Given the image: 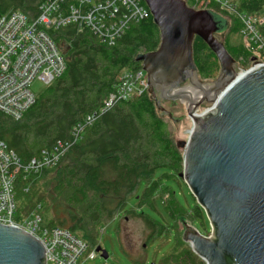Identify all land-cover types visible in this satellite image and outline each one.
<instances>
[{"label": "trees", "instance_id": "16d2710c", "mask_svg": "<svg viewBox=\"0 0 264 264\" xmlns=\"http://www.w3.org/2000/svg\"><path fill=\"white\" fill-rule=\"evenodd\" d=\"M44 1L0 0V13L19 10L34 19ZM141 2L147 6L143 0ZM187 3L192 5L190 0ZM238 5L240 11L252 13L264 8V0H239ZM222 16L227 20L225 31H240L238 22L231 24ZM47 32L65 56V72L38 92L35 103L20 120L0 112V139L25 161L39 156L43 149L52 148L58 140H69L73 126L99 108L114 90L117 75L124 69L142 68L137 55L155 50L160 42L159 29L151 14L132 24L115 45L101 43L91 31L76 24L50 28ZM217 37L221 40L219 35ZM227 38L221 41L238 63L247 60L250 55L243 45H232ZM193 50L200 79H215L220 71L216 55L199 37L194 39ZM180 149L148 91L119 101L85 129L57 167L45 170L31 181L30 195L49 171L57 170L49 193L38 195L29 210L41 204L42 210L51 214L49 226L69 229L91 248L99 246L102 226L123 212L127 218L141 219L145 242L175 229L174 246L157 264H206L190 244L179 237L177 230L179 219H187L192 225L200 221L204 232L209 234L211 226H205L207 215L195 197V205L187 208L174 191H162L169 218L164 222L146 213L125 209L142 181L146 182V187L140 205L154 206L153 198L159 186L155 174L158 169L172 171L171 175L181 180L184 154ZM24 184L23 180L18 181L17 192L22 191ZM122 249L128 253L123 246ZM143 256H138V261H143Z\"/></svg>", "mask_w": 264, "mask_h": 264}, {"label": "water", "instance_id": "95a60500", "mask_svg": "<svg viewBox=\"0 0 264 264\" xmlns=\"http://www.w3.org/2000/svg\"><path fill=\"white\" fill-rule=\"evenodd\" d=\"M159 29L155 50L136 57L147 74L148 93L163 117L178 128L192 123L181 176L210 222V235L179 219V234L206 264H264V66L241 73L217 35L227 20L185 0H143ZM201 38L216 55L220 72L203 81L193 43ZM185 103L173 113L162 100ZM203 105L205 111L197 112ZM186 114V115H183ZM183 115V116H182ZM96 251L105 259L107 252ZM0 264H46L33 235L0 223Z\"/></svg>", "mask_w": 264, "mask_h": 264}, {"label": "built area", "instance_id": "2783aa9c", "mask_svg": "<svg viewBox=\"0 0 264 264\" xmlns=\"http://www.w3.org/2000/svg\"><path fill=\"white\" fill-rule=\"evenodd\" d=\"M190 1L195 9H211L227 17L231 24H240L241 44L251 57V66L244 72L264 66V8L247 13L239 10V0ZM39 9L34 19L19 10L0 13V112L14 120H20L35 103V80L48 86L66 70L65 56L48 29L76 24L91 31L101 43L115 45L132 24L151 14L141 0H45ZM146 91L147 74L142 68L122 70L114 90L99 108L73 126L69 140H58L52 148L43 149L39 156L27 161L0 139V223L35 236L45 248L46 264H82L84 255L85 260L95 257L96 247L91 248L67 228L42 225L41 204L24 218L19 216L18 181L25 182L22 192L29 193L31 181L57 167L101 114L119 101Z\"/></svg>", "mask_w": 264, "mask_h": 264}, {"label": "rangeland", "instance_id": "374dc122", "mask_svg": "<svg viewBox=\"0 0 264 264\" xmlns=\"http://www.w3.org/2000/svg\"><path fill=\"white\" fill-rule=\"evenodd\" d=\"M219 38L221 40H226V38L229 39V42L232 45L241 44L240 33H237L236 31H225L221 35H219ZM250 60L251 57L249 56L247 60H241L239 62V65L242 68L248 69L251 66ZM44 87L45 86L41 81L35 80L32 83V89L37 93L40 92ZM207 108L208 107L201 105L197 112L201 113ZM164 120L168 123L171 137L176 144L180 145L182 142L188 139L189 131L193 126L192 121L188 117H186L185 119H181V123L178 128L169 117H164ZM180 151L184 154V147H181ZM64 163L65 161L62 163V165ZM182 172L179 176H181ZM56 173V169L49 171L47 175L43 179H41L34 187L35 191H32L31 195L22 191H18L16 193L17 203L19 206V216L24 218L30 213L29 205L36 200V197L38 195L42 193H49L52 185L55 183L53 177ZM155 174L156 179L159 182V186L153 198L154 206L152 207L148 205H140V197L146 187V182L142 181L137 191L130 196L125 209H131L136 213H146L147 215L159 220L160 222H164V219L165 221H169L161 198V193L165 189H171L172 191H174L177 199L185 207L188 208L195 205L194 196L182 176L180 177L181 180H178L171 175L172 171L165 169H158ZM33 194H35L36 196L34 197ZM44 198V205L46 207V196H44ZM45 211H40L42 215V225L44 226L48 225V218L51 217V214L47 213V211L45 213ZM194 226L201 233L207 236L210 235V231L209 234H206L204 232L205 227L200 221H195ZM205 226L207 228H210V223L207 217L205 219ZM177 230L179 233V221L177 224ZM184 232L185 231L179 234V237L182 239L184 238ZM175 238L176 231L175 229L171 228L168 234H164L162 236L153 238L148 242H145V229L141 219L136 216L127 218V216L123 212H120L113 220L103 225L100 230L99 245L107 252L108 258L105 259L101 256L100 252L96 251L95 257L93 259L85 260L86 255H84L81 261H83L82 264H157L174 246ZM122 246L129 254L123 251ZM143 254V261H138V256H142Z\"/></svg>", "mask_w": 264, "mask_h": 264}, {"label": "flooded vegetation", "instance_id": "af4514ba", "mask_svg": "<svg viewBox=\"0 0 264 264\" xmlns=\"http://www.w3.org/2000/svg\"><path fill=\"white\" fill-rule=\"evenodd\" d=\"M222 33H219L218 35H221ZM162 104L164 105V107L168 111H172L173 113L175 112L176 109H182V107L185 108V103L182 104L181 102H179V101L175 102L174 100H165V99H163L162 100ZM182 119H185V118H182Z\"/></svg>", "mask_w": 264, "mask_h": 264}, {"label": "bare ground", "instance_id": "6f19581e", "mask_svg": "<svg viewBox=\"0 0 264 264\" xmlns=\"http://www.w3.org/2000/svg\"><path fill=\"white\" fill-rule=\"evenodd\" d=\"M243 72H244V70H243L241 73H243ZM190 131H191V130H190ZM190 131H189V132H190Z\"/></svg>", "mask_w": 264, "mask_h": 264}]
</instances>
